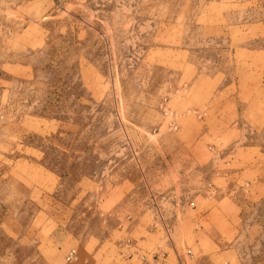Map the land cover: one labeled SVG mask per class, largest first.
<instances>
[{"label":"rangeland","instance_id":"1","mask_svg":"<svg viewBox=\"0 0 264 264\" xmlns=\"http://www.w3.org/2000/svg\"><path fill=\"white\" fill-rule=\"evenodd\" d=\"M0 19V264H138L139 223L149 259L264 264V0H0ZM183 194L208 213L187 230Z\"/></svg>","mask_w":264,"mask_h":264},{"label":"crops","instance_id":"2","mask_svg":"<svg viewBox=\"0 0 264 264\" xmlns=\"http://www.w3.org/2000/svg\"><path fill=\"white\" fill-rule=\"evenodd\" d=\"M12 86H13V84H12ZM4 90H6V89L0 87V91L3 92ZM226 91L227 90H225L224 92H226ZM234 92L235 93L233 94V97L235 99L234 101L236 102V89L234 90ZM224 95H226V93H224ZM225 101H226V99L223 98V101L222 102L224 103ZM218 103H220V101ZM204 165L205 164L203 163V161H201V162H199L197 164L195 163L194 167L196 168V166H197L199 169H202V166H204ZM178 168H179L178 171L177 170L176 171L183 173V176H184V179L183 180L185 181L186 171H189L188 170L189 169V166L186 164V165L180 166ZM181 178H182V176H181ZM182 184H183L182 185V188L183 189L184 188H187V186H185L184 183H182ZM173 186H175V185H173ZM199 196H200V194H196V196L195 197L193 196V198L192 197L191 198H187V196H184V194L181 195V196H178V195H174L173 196L172 201H170V203L172 205H175L176 206V205L186 204V206H182L181 209H180L183 212L181 215L178 214L179 211H176V210H174L173 212H170V214H169V216H170L169 219L172 220V221H176L177 222V223H175L176 225L174 226L175 229H177L178 227L181 226L182 229H186L187 230L189 228L188 227L189 226L188 223H190L192 221H196V220L200 219V217L207 218L208 213L201 214V212H198V213L195 212V213H193V216L190 217V209L191 208H189V206L190 205H193L194 206L193 201H195V199H198ZM189 199H191L193 201H191L189 203V201H190ZM192 210L195 211L196 208L195 209H192ZM179 215H180V217L181 216L182 217L179 218ZM178 219H180V220L178 221ZM146 227H147V225L146 226L145 225L144 226H141L140 223H139V224H137V225H135L133 227L134 229L132 231V232H134V231L136 232V230H137V237L138 238L136 239V241H137L136 243L137 244H138V242L140 243V246L138 247V250H140V251H142V252H144V253L147 254V256L141 255L142 260H146V261L140 262L138 264H171L166 259L164 261L158 260V259H155V258L149 259L148 253H150L151 250L158 245V242L161 241L162 235H161V233H159V230L157 228L151 230V232H146V231H148L146 229ZM209 229L211 230L209 232H217V230H218V228H216L214 225L211 226ZM173 249H175V248H173ZM72 250L75 251L76 249H74L73 247H70L68 250H66L65 253H64V258H66L70 254V252Z\"/></svg>","mask_w":264,"mask_h":264},{"label":"built area","instance_id":"3","mask_svg":"<svg viewBox=\"0 0 264 264\" xmlns=\"http://www.w3.org/2000/svg\"><path fill=\"white\" fill-rule=\"evenodd\" d=\"M2 30H3V27H2V25H1V23H0V32H1ZM6 34H7V32H6ZM0 36H1V35H0ZM0 48H1V46H0ZM3 54H4V52L0 50V58H1V56H3ZM0 60H1V59H0ZM74 253H75V251L72 250V251L70 252V254L66 257V259H70L71 257H73Z\"/></svg>","mask_w":264,"mask_h":264}]
</instances>
